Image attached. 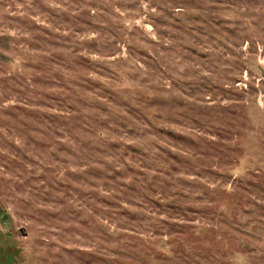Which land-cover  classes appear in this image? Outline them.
<instances>
[{
	"label": "rangeland",
	"instance_id": "obj_1",
	"mask_svg": "<svg viewBox=\"0 0 264 264\" xmlns=\"http://www.w3.org/2000/svg\"><path fill=\"white\" fill-rule=\"evenodd\" d=\"M0 264H264V0H0Z\"/></svg>",
	"mask_w": 264,
	"mask_h": 264
}]
</instances>
